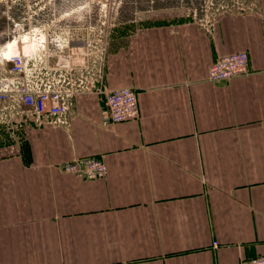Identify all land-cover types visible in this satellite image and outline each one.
Listing matches in <instances>:
<instances>
[{
	"label": "crops",
	"instance_id": "0c3cea01",
	"mask_svg": "<svg viewBox=\"0 0 264 264\" xmlns=\"http://www.w3.org/2000/svg\"><path fill=\"white\" fill-rule=\"evenodd\" d=\"M199 1L86 0L42 30L39 62L58 75L60 64L83 63L89 27L108 21L104 84L134 89L139 117L104 125L95 91L74 97L59 125L13 110L28 129L12 145L17 153H0V264L264 256V0ZM96 6V21H63ZM10 44L0 51V81L11 75ZM238 51L249 53L250 73L210 81L216 59ZM92 156L107 164L105 178L60 167Z\"/></svg>",
	"mask_w": 264,
	"mask_h": 264
},
{
	"label": "built area",
	"instance_id": "2783aa9c",
	"mask_svg": "<svg viewBox=\"0 0 264 264\" xmlns=\"http://www.w3.org/2000/svg\"><path fill=\"white\" fill-rule=\"evenodd\" d=\"M108 21H100L102 28L96 31L89 27L86 42V57L80 65L70 62L60 64L59 68L65 74L58 75L52 72L49 65L40 63L42 50L48 44L49 25L42 27L43 33L39 34L36 28H29L26 34L37 38L39 45L35 51H28L23 43L25 38L19 30L16 39L10 44L8 60L11 63V75L0 81V104L13 110L23 108L25 113L38 117L49 115L53 117L56 125L65 123L59 117L68 112L71 100L85 92H98L104 96L105 104L102 111L104 125L119 123L139 117L138 99L134 89L129 87L109 89L104 84L102 60L105 48L103 38ZM23 30V29H22ZM24 31V30H23ZM85 67L88 70H85ZM84 70L82 75H71L74 70ZM250 73L249 53L238 51L220 56L210 66L208 79L212 82L230 81L234 77ZM19 114V113H17ZM17 147V146H16ZM15 146L11 151L17 153ZM3 153V152H2ZM62 171L87 179H103L108 175L109 169L100 157H77L64 161L60 165ZM218 246V242H214ZM241 264H264V256L242 260Z\"/></svg>",
	"mask_w": 264,
	"mask_h": 264
},
{
	"label": "rangeland",
	"instance_id": "374dc122",
	"mask_svg": "<svg viewBox=\"0 0 264 264\" xmlns=\"http://www.w3.org/2000/svg\"><path fill=\"white\" fill-rule=\"evenodd\" d=\"M86 0H0V51L2 46L9 49L17 37V32L24 35L26 30L33 27L42 34V21H59V15L64 12L70 13ZM213 1V0H212ZM201 5L199 0H185V3ZM213 10V4L209 6ZM98 6L94 14H87L85 10L70 14L63 21H96L99 16ZM205 8V7H204ZM24 31H23V30ZM4 49V48H3ZM26 116L11 111L3 103L0 104V153L8 151L12 145L23 143L28 125L24 120ZM7 154V153H6Z\"/></svg>",
	"mask_w": 264,
	"mask_h": 264
},
{
	"label": "bare ground",
	"instance_id": "6f19581e",
	"mask_svg": "<svg viewBox=\"0 0 264 264\" xmlns=\"http://www.w3.org/2000/svg\"><path fill=\"white\" fill-rule=\"evenodd\" d=\"M24 38L25 40L23 43L26 45L27 49H29L28 51H35L39 45V40L29 36L28 34H24Z\"/></svg>",
	"mask_w": 264,
	"mask_h": 264
},
{
	"label": "trees",
	"instance_id": "16d2710c",
	"mask_svg": "<svg viewBox=\"0 0 264 264\" xmlns=\"http://www.w3.org/2000/svg\"><path fill=\"white\" fill-rule=\"evenodd\" d=\"M47 22H48V21H42V23H43V24H42V27L46 26V25H47Z\"/></svg>",
	"mask_w": 264,
	"mask_h": 264
}]
</instances>
